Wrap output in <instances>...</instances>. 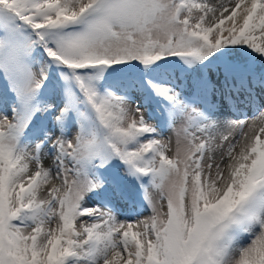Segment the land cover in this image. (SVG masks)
Masks as SVG:
<instances>
[{
	"label": "snow or ice",
	"instance_id": "snow-or-ice-1",
	"mask_svg": "<svg viewBox=\"0 0 264 264\" xmlns=\"http://www.w3.org/2000/svg\"><path fill=\"white\" fill-rule=\"evenodd\" d=\"M0 264H264V0H0Z\"/></svg>",
	"mask_w": 264,
	"mask_h": 264
},
{
	"label": "bare ground",
	"instance_id": "bare-ground-1",
	"mask_svg": "<svg viewBox=\"0 0 264 264\" xmlns=\"http://www.w3.org/2000/svg\"><path fill=\"white\" fill-rule=\"evenodd\" d=\"M212 2H215V0H212Z\"/></svg>",
	"mask_w": 264,
	"mask_h": 264
},
{
	"label": "rangeland",
	"instance_id": "rangeland-1",
	"mask_svg": "<svg viewBox=\"0 0 264 264\" xmlns=\"http://www.w3.org/2000/svg\"><path fill=\"white\" fill-rule=\"evenodd\" d=\"M147 213H145V215H146Z\"/></svg>",
	"mask_w": 264,
	"mask_h": 264
}]
</instances>
